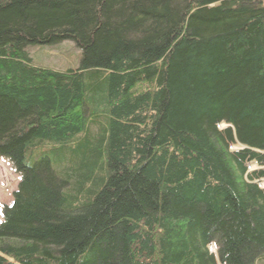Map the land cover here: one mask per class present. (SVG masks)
<instances>
[{
    "label": "trees",
    "instance_id": "trees-1",
    "mask_svg": "<svg viewBox=\"0 0 264 264\" xmlns=\"http://www.w3.org/2000/svg\"><path fill=\"white\" fill-rule=\"evenodd\" d=\"M0 158V264H264V0H0Z\"/></svg>",
    "mask_w": 264,
    "mask_h": 264
},
{
    "label": "rangeland",
    "instance_id": "rangeland-1",
    "mask_svg": "<svg viewBox=\"0 0 264 264\" xmlns=\"http://www.w3.org/2000/svg\"><path fill=\"white\" fill-rule=\"evenodd\" d=\"M32 48L29 51L39 65L63 70L79 64L80 52L71 42H63L57 46ZM20 180L11 165L6 160L0 159V223L2 222V208L13 203V192L17 189ZM212 249L216 254V248L212 247Z\"/></svg>",
    "mask_w": 264,
    "mask_h": 264
},
{
    "label": "bare ground",
    "instance_id": "bare-ground-1",
    "mask_svg": "<svg viewBox=\"0 0 264 264\" xmlns=\"http://www.w3.org/2000/svg\"><path fill=\"white\" fill-rule=\"evenodd\" d=\"M60 176V175H59ZM62 178V177H61Z\"/></svg>",
    "mask_w": 264,
    "mask_h": 264
}]
</instances>
